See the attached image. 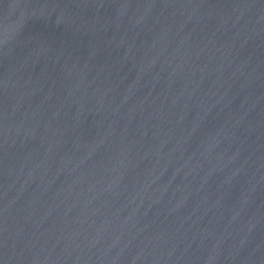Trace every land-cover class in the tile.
Segmentation results:
<instances>
[{
    "label": "water",
    "instance_id": "water-1",
    "mask_svg": "<svg viewBox=\"0 0 264 264\" xmlns=\"http://www.w3.org/2000/svg\"><path fill=\"white\" fill-rule=\"evenodd\" d=\"M0 264H264V0H0Z\"/></svg>",
    "mask_w": 264,
    "mask_h": 264
}]
</instances>
